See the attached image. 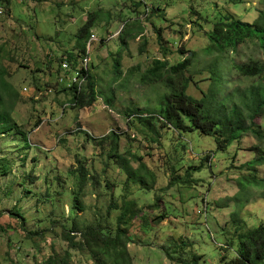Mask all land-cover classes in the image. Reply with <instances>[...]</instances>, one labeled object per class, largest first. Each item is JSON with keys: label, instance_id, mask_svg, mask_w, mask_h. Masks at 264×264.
<instances>
[{"label": "rangeland", "instance_id": "obj_1", "mask_svg": "<svg viewBox=\"0 0 264 264\" xmlns=\"http://www.w3.org/2000/svg\"><path fill=\"white\" fill-rule=\"evenodd\" d=\"M152 9L160 11L145 16ZM262 9L264 0H0V70L9 72L5 79L21 93L12 118L29 142L24 146L15 132L0 137V158L10 165V172L0 173V264H40L53 252L68 253L71 264H97L90 251L68 248L62 226H76L78 240L87 226L116 230L130 200L139 206V214L122 225L129 231L131 264H237L236 226L264 222V184L244 190L239 185L241 175L250 173L243 165L255 156L258 140L243 133L221 151L211 135L161 126L157 120L150 126L137 117L159 114V100L168 89L165 73L161 79L147 74L153 60L174 65L188 55L177 49L195 52L183 76L191 80L188 95L200 99L212 83L206 65L214 56L205 52L206 33L226 16L252 23ZM96 10L89 32L97 38L90 56L98 97L83 108L67 107L61 115L62 105L70 101L68 93H55L57 58L84 44L86 32L79 36V27ZM119 50L121 72L116 75ZM225 56L224 96L264 81L234 67L264 63L256 45L242 43ZM136 110L139 114L132 115ZM261 122L264 114L255 125ZM114 153L132 168L145 162L153 177L141 169L147 181L128 180ZM190 166L199 168L186 183L182 179ZM82 167L87 175L77 206ZM253 172L264 177V165ZM14 210L23 218L14 217ZM235 211L237 224L232 222ZM182 239L192 254L165 252L164 247Z\"/></svg>", "mask_w": 264, "mask_h": 264}, {"label": "trees", "instance_id": "obj_2", "mask_svg": "<svg viewBox=\"0 0 264 264\" xmlns=\"http://www.w3.org/2000/svg\"><path fill=\"white\" fill-rule=\"evenodd\" d=\"M159 11V9L149 10L145 12V16H147L149 12L150 15H154V13ZM96 15L97 10L89 12L87 22L83 24V27H79L78 34H85L86 32L85 40H87L92 34L89 31ZM156 34L158 43H161L160 29H157ZM124 35V33L121 34L119 40L122 47L126 48L127 40ZM205 36L208 40L205 52L214 56V58L212 57L206 65L210 80L212 81L209 90L200 99L188 95L186 89L191 80L183 75L193 64L196 53L186 52L179 48L177 49L179 55L188 53V55L184 56L179 62L174 65H169L165 61L153 60L152 67L147 70V74L154 79H161L162 73H165V77H169L168 83L165 85L168 89L163 93L159 100V114L155 115L152 113L137 118L139 121H144L150 126L153 120H157L161 121V126L170 125L173 128L185 132L198 130L203 134L211 135L215 139L217 150L221 151H226L229 146L241 136V134L250 132L258 140V143L254 148L255 156L243 165L245 168L248 166L250 173L247 175H241L239 178V185L240 188L244 190L251 184H264V177L259 178L257 174L253 172L256 166L264 165V131L262 130L264 122H261L259 126L255 125V119L264 114V81H261L256 85H250L242 90H236L227 96L223 95L225 93L223 85L228 82L223 76L225 70L224 63L227 58L225 54L237 52L240 44L248 42L256 45L264 57V9L259 11L257 18L252 23L243 22L232 16H226L224 19L216 21ZM79 46L80 47L78 48L81 49L80 51H84V44ZM163 51L165 52V49H163ZM61 53L62 54L58 56L59 61L62 60V57L65 55L70 62L76 60L75 55L71 52ZM120 65L121 51L119 50L114 63V72L116 75L121 72ZM234 67L240 72V74L246 77H264L263 62L238 66L234 65ZM7 73L9 72L5 69L0 70V137L4 138L15 132L21 137L20 140L22 141V144L26 146L29 144L27 135L22 130H19V126L12 118V113L19 102L21 93L17 91L13 84L7 82V79H5ZM84 77H87V83L85 88L80 91L73 84L64 85L56 82L59 85L55 92L57 95H59V93L69 94L70 102H64V105H62V113H65L64 109L66 110L67 107L83 108L91 105L97 99L98 92L95 88L96 82L93 76L91 74H88L87 76L84 74ZM32 82L33 85H36L34 79ZM50 86L51 85H48V87ZM35 88L38 92H41V88L39 89L36 86ZM52 88L54 87L47 89V91L52 90ZM132 113V115L139 114L138 110ZM41 122L42 121L40 120L36 121L33 127L38 128ZM111 134L113 136L116 135L115 132H111ZM115 155H117L119 159L118 162L122 164L121 166L123 167V170L127 172L128 180L135 181L136 178H138L143 182L147 181L144 176L145 174L144 172H141V169H145L146 174L150 173L153 177V173L149 171L148 165H146L145 162L140 161L141 163L138 168H132L128 159L123 155ZM208 157L209 155L206 156V158ZM0 159H2L0 160V173L6 175L10 172V165L3 160L4 158ZM139 159L141 160L142 157H139ZM190 167L192 168L187 169L186 177L182 179V181L186 183L194 180L193 172L199 168V166L196 168L194 166ZM86 175V171L82 167L80 169L81 180L79 191L75 195V205L78 204V195L82 190L83 181L86 178ZM177 178L178 177L174 178V180ZM172 182L176 183L177 181ZM125 204L126 207L118 219V227L116 230L108 231L106 228H101L100 225L87 226L80 231L81 238L78 240L75 236V231L77 230L76 226L70 229L62 226L64 230V232L62 230V237L67 243L68 248L79 251H90L97 264H107L108 259H113L114 262L112 264H131L128 262L129 253L127 250L129 242L127 237L129 231L127 227L123 228L122 225L127 224L129 220H132L139 214V206L135 200L125 202ZM236 214L237 211L233 212L232 222L235 224H237V217H235ZM13 216L23 218V216L21 215V217L20 213L16 212V210H14ZM163 217L166 216L162 215V218ZM232 222L229 227L230 232L233 230ZM56 223L57 222L54 221V224ZM242 224L243 223L236 226V231L234 230L240 241V257H238L239 261H236V263L264 264V222L259 223L253 228H248ZM225 234L228 236L226 232ZM182 240L184 241L180 240V242L179 240H175L174 244L168 249L164 247L165 252L171 256H173L172 254H179V252L185 251L192 254L190 250H188V241L185 239ZM192 262L198 264L199 261L196 262L193 260ZM40 264H71V260L68 253L59 254L53 252Z\"/></svg>", "mask_w": 264, "mask_h": 264}, {"label": "clouds", "instance_id": "obj_3", "mask_svg": "<svg viewBox=\"0 0 264 264\" xmlns=\"http://www.w3.org/2000/svg\"><path fill=\"white\" fill-rule=\"evenodd\" d=\"M94 40H97V38H96V35L95 34H91L90 35V37L87 39V40H84V51H80L81 49H79V48H76V49H73V47H72V50L71 51H67V50H65L66 51V53L67 52H71V53H73L74 55H75V58H76V60L75 61H68V58H67V56L65 55V56H63L62 57V60H58V72H59V81H60V79H62V84H64V85H68L69 83H70V78H71V75H72V70H69V71H64L63 69H62V66H61V64H62V62L63 61H68L71 65H72V69H74L76 66H78L79 64H80V62H81V60L84 58V57H88L89 58V62H88V69H87V71H85V72H83V74H85L86 76L88 75V74H91V65H92V60H91V56H90V49H91V45H92V41H94ZM78 47H80V46H78ZM60 58V57H59ZM58 59V58H57ZM86 78V83H87V77H85ZM59 81H58V83H59ZM58 83H56V81H55V84L57 85V86H59L58 85ZM86 83H85V85H84V87L83 88H85V86H86ZM82 88V89H83ZM81 89V90H82ZM25 92L27 91V89H25L24 90ZM52 92V90H50V93ZM61 115H62V110H61Z\"/></svg>", "mask_w": 264, "mask_h": 264}, {"label": "built area", "instance_id": "obj_4", "mask_svg": "<svg viewBox=\"0 0 264 264\" xmlns=\"http://www.w3.org/2000/svg\"><path fill=\"white\" fill-rule=\"evenodd\" d=\"M88 62H89V58L84 57L81 60L80 64L78 66H76L74 69H72V65L66 60L63 61L61 64L62 69L64 71L72 70L71 71L72 75H71L69 84L75 85L79 91L84 87V85L86 83V78L84 77L83 72L87 71ZM60 81H62V79H60Z\"/></svg>", "mask_w": 264, "mask_h": 264}]
</instances>
